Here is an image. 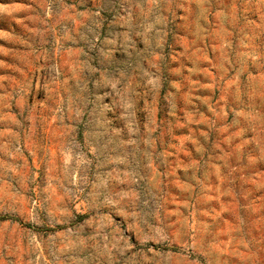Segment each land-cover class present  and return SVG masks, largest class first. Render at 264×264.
<instances>
[{"label": "rangeland", "instance_id": "374dc122", "mask_svg": "<svg viewBox=\"0 0 264 264\" xmlns=\"http://www.w3.org/2000/svg\"><path fill=\"white\" fill-rule=\"evenodd\" d=\"M0 264H264V0H0Z\"/></svg>", "mask_w": 264, "mask_h": 264}]
</instances>
